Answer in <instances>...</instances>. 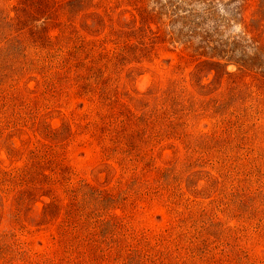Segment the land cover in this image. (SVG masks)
<instances>
[{
	"label": "rangeland",
	"instance_id": "obj_1",
	"mask_svg": "<svg viewBox=\"0 0 264 264\" xmlns=\"http://www.w3.org/2000/svg\"><path fill=\"white\" fill-rule=\"evenodd\" d=\"M0 264H264V0H0Z\"/></svg>",
	"mask_w": 264,
	"mask_h": 264
}]
</instances>
